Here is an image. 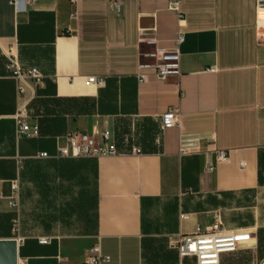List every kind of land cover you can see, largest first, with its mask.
Listing matches in <instances>:
<instances>
[{
  "label": "crops",
  "instance_id": "0c3cea01",
  "mask_svg": "<svg viewBox=\"0 0 264 264\" xmlns=\"http://www.w3.org/2000/svg\"><path fill=\"white\" fill-rule=\"evenodd\" d=\"M122 1L113 13L108 0H0V240L18 241V264H89L96 247L109 258L103 264H196L171 240L220 225L252 235L220 264H264V7L183 0L179 74L159 81L156 47L141 32L173 50L177 14L169 0ZM11 55L43 76L23 98L7 69ZM32 97L29 125L39 135L20 137L14 117ZM170 111L178 124L163 130ZM106 131L121 155L36 158L54 157L57 138L70 132L100 141ZM45 167L57 181L92 175L94 234L42 245L43 236L13 232L21 207L8 205L11 182L19 179L22 191Z\"/></svg>",
  "mask_w": 264,
  "mask_h": 264
},
{
  "label": "built area",
  "instance_id": "2783aa9c",
  "mask_svg": "<svg viewBox=\"0 0 264 264\" xmlns=\"http://www.w3.org/2000/svg\"><path fill=\"white\" fill-rule=\"evenodd\" d=\"M183 0H169V10L176 13L179 20V32L175 41L173 50H164L157 48V41L154 37H144L141 32V41L148 45L155 46L154 53L156 63L153 66V76L159 81H166L171 76L179 74V63L181 59L180 49L185 41V35L182 29L185 26V17L181 5ZM19 6L22 0H14ZM123 6L122 0H108V10L113 13H119ZM258 7H264V0H258ZM7 69L11 78L16 82L17 93L20 98L25 97L29 91L33 90L43 82V76L36 69L23 68L18 59L11 55L8 59ZM146 66L141 65V69ZM148 78L146 74L139 75V81L145 82ZM87 84L102 88L105 81L97 77H88ZM34 97V96H33ZM31 99H24L20 102L17 113L14 117L17 134L20 137L33 138L39 135V128L32 130L29 125L31 119L30 105ZM178 112L170 111L163 117V130L175 127L178 124ZM111 133L106 131L101 135L100 141L90 135H82L79 132H70L64 137L57 138V153L51 157L48 153H41L36 158L39 160L48 159H99L102 157H112L121 155L119 149L114 143H111ZM159 138L157 142L159 143ZM124 143H128V139H124ZM133 152H137L133 149ZM227 159L224 152L218 155V161L223 162ZM11 193L6 200L11 209L19 211L21 207V186L19 179L11 182ZM20 221L16 219L13 225V232L18 234L20 230ZM252 235L247 232L227 233L222 230L220 225H215L210 231L202 232L200 230L193 234L179 236L175 240H171L170 245L178 251L181 259H195L196 264H220L221 256L227 253H235L243 243L250 242ZM52 239L41 238L39 242L42 245L50 244ZM96 247L92 250L89 258V264L108 263L109 258H103L98 253Z\"/></svg>",
  "mask_w": 264,
  "mask_h": 264
},
{
  "label": "rangeland",
  "instance_id": "374dc122",
  "mask_svg": "<svg viewBox=\"0 0 264 264\" xmlns=\"http://www.w3.org/2000/svg\"><path fill=\"white\" fill-rule=\"evenodd\" d=\"M44 169L43 176L36 181L29 176L22 187L19 236L62 239L94 234L95 183L92 175L63 182L56 180L52 168Z\"/></svg>",
  "mask_w": 264,
  "mask_h": 264
},
{
  "label": "water",
  "instance_id": "95a60500",
  "mask_svg": "<svg viewBox=\"0 0 264 264\" xmlns=\"http://www.w3.org/2000/svg\"><path fill=\"white\" fill-rule=\"evenodd\" d=\"M0 264H18V241L0 240Z\"/></svg>",
  "mask_w": 264,
  "mask_h": 264
}]
</instances>
